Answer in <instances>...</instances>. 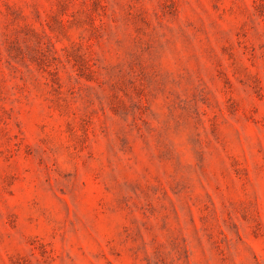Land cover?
Here are the masks:
<instances>
[{"label":"rangeland","instance_id":"rangeland-1","mask_svg":"<svg viewBox=\"0 0 264 264\" xmlns=\"http://www.w3.org/2000/svg\"><path fill=\"white\" fill-rule=\"evenodd\" d=\"M0 264H264V0H0Z\"/></svg>","mask_w":264,"mask_h":264}]
</instances>
